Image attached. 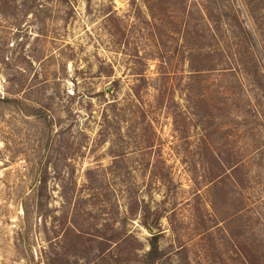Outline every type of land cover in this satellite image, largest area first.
<instances>
[{"label":"rangeland","instance_id":"374dc122","mask_svg":"<svg viewBox=\"0 0 264 264\" xmlns=\"http://www.w3.org/2000/svg\"><path fill=\"white\" fill-rule=\"evenodd\" d=\"M0 264H264L263 18L0 0Z\"/></svg>","mask_w":264,"mask_h":264},{"label":"trees","instance_id":"16d2710c","mask_svg":"<svg viewBox=\"0 0 264 264\" xmlns=\"http://www.w3.org/2000/svg\"><path fill=\"white\" fill-rule=\"evenodd\" d=\"M243 2L248 9V14H249L251 19L252 20L254 19V21H256L259 24V20L263 18V23H264V0H243ZM256 8L259 9L258 10L259 18L254 16V10ZM249 37H250V39H252V37L250 35H249ZM148 219H149V216L147 214H145L143 216V223L142 224L149 232H151L153 227L150 226V224L148 223ZM155 221H157V220H155ZM156 237L157 236H152L148 242L149 250L145 254V259L148 261H152V260L156 259V257L158 256Z\"/></svg>","mask_w":264,"mask_h":264}]
</instances>
